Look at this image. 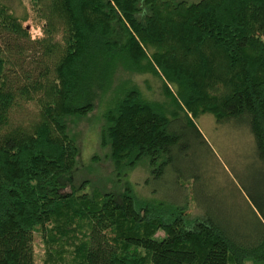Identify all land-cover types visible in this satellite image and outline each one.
I'll list each match as a JSON object with an SVG mask.
<instances>
[{"label": "trees", "instance_id": "trees-1", "mask_svg": "<svg viewBox=\"0 0 264 264\" xmlns=\"http://www.w3.org/2000/svg\"><path fill=\"white\" fill-rule=\"evenodd\" d=\"M13 1L0 0V264H36L35 232L43 264H264V191L247 195L248 229L196 191L194 216L186 200L142 199L129 184L87 193L71 181L68 133L103 105L100 145L118 171L145 161L196 189L181 167L190 140L206 144L194 119L210 114L247 128L264 168V0H29L36 37ZM144 74L164 101L138 88ZM31 103L36 117L13 123Z\"/></svg>", "mask_w": 264, "mask_h": 264}, {"label": "rangeland", "instance_id": "rangeland-1", "mask_svg": "<svg viewBox=\"0 0 264 264\" xmlns=\"http://www.w3.org/2000/svg\"><path fill=\"white\" fill-rule=\"evenodd\" d=\"M175 1L195 3L199 0ZM13 8L16 16L27 17L22 24L30 27L32 37L39 35L40 30L35 25L40 21L31 11L29 0H14ZM29 62L31 58H27L22 67H26ZM134 81L144 95L164 101L157 78L144 74L136 76ZM103 111L104 106L96 104L87 116L70 118L68 121V133L79 148L76 165L71 174L74 186L87 181L83 191L89 193L94 190L104 192L114 188H124L129 184L132 192L142 199L159 200L162 197L167 199L168 196V199L186 200L188 211L193 216L199 214L193 203V192L196 191L199 198L209 199L212 206L229 217L235 225L242 229L252 228L251 224L255 219L253 212L256 211L247 195L260 198V194L264 191V168L256 158L253 138L247 128L233 122L218 124L210 114L195 118L194 123L206 144L190 140L192 145L190 156L181 167V175L189 177L194 174L199 177V181L196 189H192L190 185L191 187L185 190L174 187L177 181L172 178L170 170L164 177L156 176L152 167L145 161L131 170L118 171L112 165L110 158L107 159L109 149L100 145ZM36 114L37 108L33 103L23 105L14 111L12 121L27 122L29 119H34ZM95 158H98L97 161ZM62 180L63 178L61 182ZM179 200L177 201L180 202ZM70 249L72 248L68 247L67 251ZM34 252L36 264H43L46 247L39 232L34 234ZM69 256L68 254L63 256L65 262H68Z\"/></svg>", "mask_w": 264, "mask_h": 264}]
</instances>
